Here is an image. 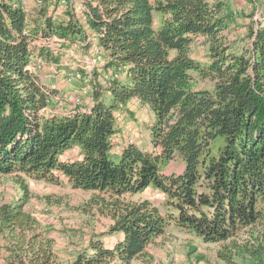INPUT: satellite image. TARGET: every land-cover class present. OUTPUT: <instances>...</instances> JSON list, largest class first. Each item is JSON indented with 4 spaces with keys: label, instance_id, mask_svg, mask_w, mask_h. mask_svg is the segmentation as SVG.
<instances>
[{
    "label": "trees",
    "instance_id": "16d2710c",
    "mask_svg": "<svg viewBox=\"0 0 264 264\" xmlns=\"http://www.w3.org/2000/svg\"><path fill=\"white\" fill-rule=\"evenodd\" d=\"M78 1L85 25L98 35L106 68L125 72V78L106 87L95 80L89 111L41 115L56 91L26 68L20 1L0 0V176L53 184L63 176L93 199H108V233L118 237L112 247L92 240L88 249L60 263L52 240L25 211L28 190L21 180L22 197L0 204L6 264H130L169 226L205 244H224L249 232L244 246L219 258L235 264V256H248L264 264V9L248 25V44L236 50L226 35L228 5L219 0ZM68 15L53 25L42 10L34 26L84 41V26ZM200 39L204 64L190 52ZM197 80L212 87L195 88ZM132 99L152 115L148 147L128 144L115 158V115ZM73 147L80 148L81 158L61 161ZM172 162L180 163V172H165ZM147 189L163 195L161 208L147 199L125 200Z\"/></svg>",
    "mask_w": 264,
    "mask_h": 264
},
{
    "label": "rangeland",
    "instance_id": "374dc122",
    "mask_svg": "<svg viewBox=\"0 0 264 264\" xmlns=\"http://www.w3.org/2000/svg\"><path fill=\"white\" fill-rule=\"evenodd\" d=\"M75 1L77 0H70V3L74 5ZM263 7L259 0H229L230 22L226 35L233 49L240 50L242 46L248 44V25L259 18ZM190 50L191 56L196 61L205 63L206 47L203 39L196 40ZM88 52L85 45L76 47L72 51L81 64ZM56 61V58L47 56L48 63L57 65ZM94 71L97 82L99 72H96V69ZM46 83L57 89L56 96L64 91L65 86L59 78H48ZM193 85L198 89L212 87L208 80H197ZM115 117L118 132L113 138L114 151L128 144H134L141 149L148 147V127L152 115L147 107L132 99L128 102L126 110L116 113ZM71 152L66 155H75ZM180 170V163L172 162L165 172H180ZM21 180L26 183L28 190L25 211L38 222L40 231L52 240L53 251L60 263L74 259L79 253L88 249L90 242L97 238L108 247L114 244L118 236L108 233L112 211V207L107 206L110 204L108 199H105L106 203L99 198L93 199L92 194L74 189L63 176L59 177V183L53 184L32 180L23 175L21 177L12 175L0 176V204H13L22 197ZM143 199L161 208L164 197L152 189H147L141 194L128 196L125 200ZM262 230V228L256 230L254 236L257 235L256 232ZM251 236L249 232H242L224 244H205L192 234L169 226L161 237L147 247L144 257L134 259L130 264H227L219 258V253L230 254L231 251V254H234L236 252L234 249L237 246H244L252 238ZM261 256L264 262V254ZM7 257L4 243L0 240V264H6ZM234 261L235 264H255V261L250 260L248 256H245L244 260L235 256ZM109 264L117 263L112 261Z\"/></svg>",
    "mask_w": 264,
    "mask_h": 264
},
{
    "label": "built area",
    "instance_id": "2783aa9c",
    "mask_svg": "<svg viewBox=\"0 0 264 264\" xmlns=\"http://www.w3.org/2000/svg\"><path fill=\"white\" fill-rule=\"evenodd\" d=\"M21 9L25 13V25L24 35L27 37L28 42V61L26 68L34 73H40L44 70H49L50 75L54 78H59L65 81L66 84L74 86L75 90L72 92H64L62 95L54 96L46 100V105L40 110L47 111L52 106L54 108H65L66 106L72 107L66 115H73L75 113L83 112L82 95L87 96V90L91 81L94 79L95 69L99 72L97 76V82L106 87L112 80L124 79L125 72H116L106 68V61L103 56V51L98 42V35L89 29L85 32L84 41L71 42L68 39L61 38L57 35H47L43 32L32 33L30 20L28 14L31 10H36L38 13L44 10L45 14L53 25L59 23L63 15L70 14L76 21L84 22L86 27L85 14L83 12L81 3L75 1L74 5L70 3V0H19ZM32 7L30 5V2ZM210 3L216 0H207ZM223 1V0H219ZM261 14L257 20H260ZM85 45L89 50L86 53L83 64L80 60L74 56L72 51L77 47ZM47 55L58 59V68L53 65H49L46 61ZM90 55V58H89ZM67 69V70H66ZM76 84H83V87H76ZM94 100V99H93ZM113 147V139H112ZM112 153V152H111ZM53 218V217H52Z\"/></svg>",
    "mask_w": 264,
    "mask_h": 264
},
{
    "label": "crops",
    "instance_id": "0c3cea01",
    "mask_svg": "<svg viewBox=\"0 0 264 264\" xmlns=\"http://www.w3.org/2000/svg\"><path fill=\"white\" fill-rule=\"evenodd\" d=\"M222 2H224L225 4H227L228 5V3H229V0L228 1H226V0H223ZM259 2H261L262 4H263V6H264V0H259ZM30 3V5H31V7H32V4H31V1L29 2ZM264 8V7H263ZM38 15H39V13L36 11V10H31L30 12H29V14H28V17H29V20H30V25H31V29H35V30H37V32H39L38 31V29L34 26L35 24H37V18H38ZM48 16V15H47ZM68 17H69V15L67 14V15H63L62 16V18L60 19V21H59V23H61V22H65V21H67L68 20ZM41 21V20H40ZM40 21H39V23H40ZM79 22V24H83L84 22H81V21H78ZM84 25V24H83ZM87 29H88V26L86 25V27H84V30H85V32L87 31ZM47 56H49V55H47ZM103 56H104V59H105V61H106V58H105V55L103 54ZM57 61H56V64L57 65H53V64H51V63H48L49 65H53V66H56V67H58V68H61L60 66H59V62H58V59H56ZM46 61H47V58H46ZM67 70V69H66ZM39 78H40V80H41V82L43 83V84H45L46 86H48V87H50V88H52V89H54L55 91L57 90L54 86H50V85H48L47 83H46V81H47V79L48 78H52L53 76H51L50 75V72H49V70H44V71H42V72H40V73H37L36 74ZM54 78V77H53ZM124 78H125V76H124ZM62 83L64 84V86H65V88H64V91L63 92H61L60 94H58V95H62V93H64V92H73V90H75V88H74V86H71V85H68V84H66L65 83V81H63L62 80ZM94 83H95V80L93 79L92 81H91V83H90V86L88 87V90H87V96L85 95V94H83L82 95V100H83V103H82V107H83V109H82V111L83 112H86V111H89L91 108H92V106H93V103H94V100H93V96H92V93H93V85H94ZM76 87H78V88H80V87H83V84H76ZM57 92V91H56ZM57 95V94H56ZM72 109V107H70V106H66L65 108H54V106H52L50 109H48L47 111H41L40 112V114L41 115H43V116H45V117H49V116H52V115H66L67 113H68V111H70ZM77 149H80L79 147H73V148H71L70 150H67V151H65L59 158H60V160L61 161H65V162H68V161H74V160H78V159H80L81 158V150H77ZM121 149L122 148H117V151H114L113 150V147H112V155L115 157V158H117L118 157V155H119V153H120V151H121ZM69 151H72L71 153L72 154H75V155H66L67 153H69ZM111 222V221H110ZM112 246H113V244H112ZM111 246V247H112Z\"/></svg>",
    "mask_w": 264,
    "mask_h": 264
}]
</instances>
